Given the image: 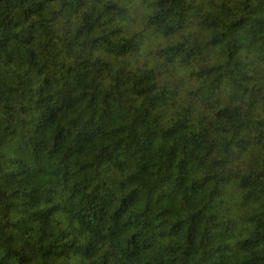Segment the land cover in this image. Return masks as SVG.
I'll list each match as a JSON object with an SVG mask.
<instances>
[{"label":"clouds","instance_id":"9594fccd","mask_svg":"<svg viewBox=\"0 0 264 264\" xmlns=\"http://www.w3.org/2000/svg\"><path fill=\"white\" fill-rule=\"evenodd\" d=\"M246 3L196 0L187 20L179 0L17 5L0 32V79L32 81L21 90L31 96L29 144L25 158L14 156L19 137L5 128L0 103V168L21 180V200H38L23 241L3 225V201L0 228L21 264L37 252L52 253L55 264H138L130 258L145 249L186 257L201 233L221 237L219 250L231 256L264 259V13ZM53 153L59 176H45L37 194L23 173L43 171ZM79 165L97 177L91 186L74 187ZM190 188H199L191 201ZM84 200L89 215L106 210L119 222V234L84 225L75 211ZM177 201L186 209L169 215ZM48 213L44 235L31 232Z\"/></svg>","mask_w":264,"mask_h":264},{"label":"trees","instance_id":"16d2710c","mask_svg":"<svg viewBox=\"0 0 264 264\" xmlns=\"http://www.w3.org/2000/svg\"><path fill=\"white\" fill-rule=\"evenodd\" d=\"M24 3V0H0V32L4 31L6 28V23H11L15 16V9L18 4ZM250 5H255L258 12L264 13V0H247L245 5L246 10ZM179 6L182 8L184 18L190 19L191 14L196 11V0H192L191 3L185 5V0H179ZM26 14V13H25ZM264 20V16L258 18V23ZM257 51L264 53V37L260 40V46ZM31 80H21L15 86L12 85L11 81L8 79H0V103L3 104V111L6 117L5 128L10 129L9 135L18 136L14 146V156L16 158L23 159L27 156V149L29 144L28 135L24 132L29 121L26 119L28 112L25 105L31 103V96L26 95L22 89L27 85L30 87ZM52 81L49 82L51 86ZM19 105V107H16ZM55 119V117L53 118ZM15 121V124L13 123ZM112 135H117L113 132ZM34 148V146H33ZM83 150H81V153ZM56 154L53 153V158L49 161L48 167L43 171L33 173L30 166L29 170L23 173V176L28 178L29 183H35L36 193H39V186L41 181L45 176L51 175L53 178L59 176L56 171L57 164L55 162ZM119 159V157H117ZM14 162V161H13ZM87 171L83 168V165H79L76 168V173L71 177L74 187L78 184H86L91 186L95 180L96 176L92 172L88 173V176H84V172ZM61 180H64L63 176H60ZM67 183L66 180H64ZM0 183L4 185V190H0V201L4 202V219L3 225L6 228H14L17 232L21 233L20 239L23 241V236L28 235L25 232V228L28 227V217L29 215H35L32 211L36 208L38 195L36 198L30 201H23L20 199L19 191L21 186V180L17 175H12L0 168ZM189 201L193 200L197 195H199V188L189 189ZM79 195V192L76 193ZM10 205H14L10 207ZM132 205L126 208L124 212L120 213L121 219L124 215L129 212ZM147 207V205H145ZM187 204L183 201H177L173 205V212L169 215H179L180 212L184 211ZM261 209L264 210V204L261 205ZM77 211L80 221L87 227H97L101 232H109L115 228L117 235L119 234V229L122 226L119 222L115 224L112 222V218L107 216V211L105 210V215L101 216L99 210L96 211V215H89V205L86 200L75 208ZM52 213H48L47 216L37 217L35 221L32 222L31 232L39 231L41 235H44L45 229L50 227ZM6 228H0V246L7 245L5 249V255L8 256L7 264H12V258L15 256L16 264H21L22 257L16 252V249L12 247L14 240L11 238V233L6 231ZM55 233L50 234L46 237V240H39V247L46 248L47 244L56 238ZM221 237L215 236L211 233H201L194 236L191 241V251L187 252L186 257L184 256V250L173 251L161 250L156 253H149L148 249H145L142 254H138L136 257H131L132 260H137L138 264H202L205 257L210 258L225 256L226 259L223 264H232L235 259L237 264H264V259H258L253 256L252 259L241 260L238 256L234 257L229 255V250L224 248L223 251L219 250L218 240ZM187 240V238H186ZM47 241V242H46ZM29 249L33 247L29 242L26 245ZM216 249V250H214ZM55 251H59L56 249ZM199 253V256H197ZM56 257L52 253L47 256L43 252H37L32 255V258L28 261V264H55ZM2 264V262H0ZM101 264L103 262L101 261ZM217 264H221L217 260Z\"/></svg>","mask_w":264,"mask_h":264}]
</instances>
